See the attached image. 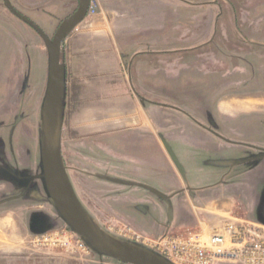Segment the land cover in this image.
<instances>
[{"label": "rangeland", "instance_id": "obj_1", "mask_svg": "<svg viewBox=\"0 0 264 264\" xmlns=\"http://www.w3.org/2000/svg\"><path fill=\"white\" fill-rule=\"evenodd\" d=\"M8 1L50 40L59 24L76 8L73 0L74 5H71V0ZM92 1L97 3L96 14L86 17L75 31L109 30L108 24L101 22L100 0ZM159 1L164 3L171 0ZM178 1L182 5H177ZM214 1H217L216 6ZM142 2L144 0H134L132 3ZM174 3V7L166 9L167 12L161 9H157L159 13L156 11L160 18L165 19L164 26L173 32L177 31L184 27L176 23L177 18L183 17L191 38L202 35L199 40L191 39L189 46L194 47L203 42H206V46L200 50V54H205L204 61L200 62L204 66L203 75L201 72L197 76L196 70L195 73L190 70L165 85L167 89L176 91L182 84L184 86L182 97L186 101L172 104L189 110L201 119L203 126L211 129L218 126L215 107L223 97L247 98L223 100L219 104L223 116L251 111L264 113V0H174ZM231 32L238 33L230 35ZM251 57L253 60L249 59ZM47 60V49L41 39L13 17L0 0V257L33 255L44 257L53 264H85L98 259L102 260L101 264H120L96 252L93 254L99 258L86 256L77 251L73 243L70 246L65 244L63 238H69L65 231L66 224L51 206L45 192L40 178L39 126L44 98L42 78L45 79L46 89ZM192 62L197 63L196 60ZM27 77L29 85L27 91L22 93V81ZM84 81L86 78H80L75 73L66 74L61 155L78 202L100 229L120 240L136 243L135 234L150 240H157L166 234L185 236L188 233H202L208 236L226 221L258 222L257 225L264 227V163L255 164L259 167H254L252 173L246 174L244 168L232 173L231 179L237 184H232L234 186H231L230 195L227 193L222 201L216 202L212 198L208 201L204 210L198 212L201 219L197 228L161 234L163 225L154 231H150L147 224L141 227L144 218L138 215L133 203L128 200L133 197L131 190L105 182L102 177H107L104 174L106 166L96 158L90 160L96 156L92 153L93 148L72 139L111 133L104 139L115 162L123 158L130 159L125 152L135 158L140 157L139 151L142 156H148L153 142L133 131L120 130L122 126L135 123L132 120L134 113L128 108L121 114L112 111L105 120L88 115L92 110H122L131 103L129 99H109V88L101 82L92 90ZM198 87L205 93V101L202 99L200 104L192 96V93H197ZM134 89L133 86L119 87L115 91L116 96L129 94L133 101ZM158 94L163 95L161 92ZM164 98L162 96L159 99ZM203 108H206L213 123L201 118L204 116ZM261 123V118L254 117L252 125H246V133L254 134L256 139L263 138L264 127ZM134 148L136 155L132 150ZM128 164V161L124 163V167ZM252 176L254 181L249 180ZM246 180L253 182L255 193L259 191L261 194V201H257V204L246 200L245 196L249 195L242 189ZM151 215V219L159 221L157 216ZM165 221L163 219L158 223L164 224Z\"/></svg>", "mask_w": 264, "mask_h": 264}, {"label": "crops", "instance_id": "obj_2", "mask_svg": "<svg viewBox=\"0 0 264 264\" xmlns=\"http://www.w3.org/2000/svg\"><path fill=\"white\" fill-rule=\"evenodd\" d=\"M125 1L100 0L101 22L108 24V31L74 30L69 34L63 44L65 73L71 72L86 78L84 82L92 90L101 82L109 88L111 94L108 97L111 100L129 99L131 104L122 110H92L88 115L105 120L112 111L121 114L128 108L134 113L132 120L135 123L122 126L120 130L133 131L153 142V147H149L147 152L148 156H142L139 151L140 157L135 158L125 152L130 159H121L124 169L122 173H116L111 165L107 167L109 184L121 178L123 182L139 185L123 188L131 190L133 197L128 200L133 203L138 215L144 218L141 227L147 224L150 231H154L163 225L161 234L193 230L199 226L201 219L198 212L204 210L211 198L218 202L227 193L230 195L231 186H234L232 184H237L231 179L232 173L249 167L241 164L248 161V150L235 144V141L244 142L247 139L246 143L257 145L261 142L249 139V134L243 133L236 125L241 120L244 123L250 119L255 111L223 116L219 111V104L223 100L247 98H220L215 110L218 120L224 122V128L211 129L203 126L201 119L189 110L172 104L175 101H186L182 97L184 86L182 84L176 91L167 89L165 85L190 70L194 73L196 70L197 76L201 72L204 74V66L200 62L204 61L205 54H200V50L205 48L206 42L189 46L191 39L199 40L202 35L197 34L191 38L183 17H178L176 23L185 29L181 27L173 32L164 26L165 19L157 15V9L165 11L174 7V0L164 3L144 0L139 4H133L134 0H128V3ZM70 3L74 5L72 0ZM178 4L182 5V2L178 1ZM193 60L197 63H193ZM129 86L135 88L133 101L129 94L116 96L115 91L119 87ZM159 92L163 95L159 96ZM203 94V90L198 87L197 93H192V96L200 104L204 100ZM162 96L165 100L159 99ZM132 150L136 155V149ZM127 161L129 164L124 167ZM251 180L254 181L253 177ZM250 181L246 180L242 189L249 195L245 196L246 200L257 204V201H261V194L259 191L255 193L253 182ZM151 214L157 216L159 221L166 219L165 223L151 219ZM101 262L98 259L85 264ZM0 264L53 263L41 256L13 255L0 257Z\"/></svg>", "mask_w": 264, "mask_h": 264}, {"label": "water", "instance_id": "obj_3", "mask_svg": "<svg viewBox=\"0 0 264 264\" xmlns=\"http://www.w3.org/2000/svg\"><path fill=\"white\" fill-rule=\"evenodd\" d=\"M75 11L58 26L52 40L26 18L17 13L8 0L5 8L28 24L42 39L47 49V83L40 110V159L45 192L66 229L75 234L91 253L115 260L120 264H173L151 249L138 243L123 241L100 229L78 202L67 178L61 155V132L65 99L66 73L63 44L87 16L90 0H76ZM113 184L139 186L112 180Z\"/></svg>", "mask_w": 264, "mask_h": 264}, {"label": "built area", "instance_id": "obj_4", "mask_svg": "<svg viewBox=\"0 0 264 264\" xmlns=\"http://www.w3.org/2000/svg\"><path fill=\"white\" fill-rule=\"evenodd\" d=\"M96 9L97 3L90 0L86 17L95 15ZM65 231L69 236L63 238L65 244L73 243L77 251L91 255L75 234ZM134 241L173 264H264V227L245 221H226L208 236L202 233L166 234L150 240L135 234Z\"/></svg>", "mask_w": 264, "mask_h": 264}, {"label": "flooded vegetation", "instance_id": "obj_5", "mask_svg": "<svg viewBox=\"0 0 264 264\" xmlns=\"http://www.w3.org/2000/svg\"><path fill=\"white\" fill-rule=\"evenodd\" d=\"M2 2H3V0H2ZM74 2H75V6L77 7V1L76 0H74ZM214 3V6H216L217 5V1H214L213 2ZM5 7V6H4ZM6 9V8H5ZM14 9V8H13ZM76 9V8H75ZM7 10V9H6ZM15 10V9H14ZM8 11V10H7ZM16 11V10H15ZM75 11V10H74ZM73 11V12H74ZM9 12V11H8ZM17 13H19L18 11H16ZM72 12V13H73ZM10 13V12H9ZM71 13V14H72ZM13 17H15L12 13H10ZM20 14V13H19ZM70 14V15H71ZM21 16H23L22 14H20ZM69 15V16H70ZM68 16V17H69ZM24 18H26L29 22H31L32 24H34L32 21H30L27 17H25V16H23ZM67 17V18H68ZM16 19H18L17 17H15ZM66 18V19H67ZM20 22H22L23 24H25L27 27H29L33 32H34V34L37 36V37H39L40 39H41V37L28 25V24H26L25 22H23V21H21L20 19H18ZM61 24V23H60ZM59 24V25H60ZM35 25V24H34ZM58 28V27H57ZM57 30V29H56ZM55 33H56V31H55ZM55 33H54V35H55ZM236 33H238V32H231L230 33V35H236ZM44 34V33H43ZM45 35V34H44ZM46 36V35H45ZM47 37V36H46ZM49 39V38H48ZM41 41H42V39H41ZM43 42V41H42ZM44 44V43H43ZM45 46V45H44ZM235 57V56H234ZM253 57H251V58H249L250 60H253L252 59ZM234 59V58H233ZM237 60V59H236ZM239 61L241 62V64L243 65V66H246V65H244L243 64V60H241V59H239ZM250 62V61H249ZM249 62H247L248 64H249ZM236 66H238L237 64H236ZM246 68V67H245ZM246 74H247V68H246ZM221 77L219 76V79H220ZM221 81V80H220ZM42 82H43V91H44V94H45V86H44V83H45V79L44 78H42ZM29 85V78L27 77V78H25V79H23V81H22V93H25L26 91H27V86ZM206 108H203L202 109V113L204 114V116H201V118L203 119V120H205V121H208L209 123H213L212 121H213V119L211 118V117H209L208 116V114L206 113L207 111L205 110ZM200 115V114H199ZM258 117V118H261L262 119V123H261V125L264 127V113L263 112H255L254 114H253V116H251V118L250 119H248L247 121H245L244 123H242V120L239 122V123H237V127L243 132V133H246V131H247V126L246 125H252V123L254 122V117ZM224 122L222 121V120H219V123H218V126H214L213 127V129L215 128V129H222V128H224ZM206 127V126H205ZM210 128V127H209ZM245 129V130H244ZM249 133V132H248ZM110 133H102V134H96V135H86V136H82V137H77V138H73L72 139V141H81L82 143L84 142L87 146H90L91 147V149H92V153H93V155H96L95 157H92L90 160H95V158L96 159H98V161L99 162H101L104 166H106L105 167V175H107L108 174V172H106L107 171V166H109V165H111V166H113V168L116 170V173H122V171L124 170L123 169V162H122V160L120 159V160H118L117 162H115L113 159H112V157L110 156V152L108 151V147H107V142H106V139H104V137L106 136V135H109ZM254 137H256V136H254V134H252V133H249V139H254L255 141H259V142H261L259 145H257L256 143L255 144H251V143H247L246 144V142H239V141H235V144H238V145H240V147H242V148H244V149H246V150H248V154H247V159L246 160H248V161H243V162H241V164H243V165H246L247 164V167L248 168H244V169H246L245 170V173L247 174V173H252L253 172V168L254 167H259L258 165H255V164H257V163H264V137L263 138H261V139H259V137L256 139V138H254ZM90 160H87V161H90ZM251 165H253V167H251ZM75 172H77V170H75ZM253 177V176H252ZM103 178V180L105 181V182H107V180H108V177H102ZM237 177H235V179H236ZM121 178H117V179H115V180H118V181H122V180H120ZM249 180H251V179H249ZM131 183H133V182H131ZM115 185H117V186H120V187H123V185H118V184H115ZM129 188H134L135 186H128ZM137 188V187H136Z\"/></svg>", "mask_w": 264, "mask_h": 264}]
</instances>
